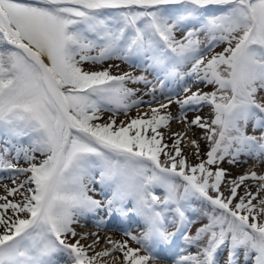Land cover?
I'll use <instances>...</instances> for the list:
<instances>
[{
  "label": "snow or ice",
  "instance_id": "obj_1",
  "mask_svg": "<svg viewBox=\"0 0 264 264\" xmlns=\"http://www.w3.org/2000/svg\"><path fill=\"white\" fill-rule=\"evenodd\" d=\"M241 156L264 163V0H0V264H264ZM117 216L139 232L77 231Z\"/></svg>",
  "mask_w": 264,
  "mask_h": 264
},
{
  "label": "rangeland",
  "instance_id": "obj_2",
  "mask_svg": "<svg viewBox=\"0 0 264 264\" xmlns=\"http://www.w3.org/2000/svg\"><path fill=\"white\" fill-rule=\"evenodd\" d=\"M222 47V45L218 46L215 48V51H218V49H220ZM107 63H114V64H119L120 65V68L119 70L121 72L123 71H129V72H132L133 75H140V74H145V75H148V78L150 80H153L154 81V77H153V74L152 73H142V69L138 66H129L128 64H125L121 61H109ZM107 63L104 65L106 66ZM155 82V81H154ZM201 89H204V85L203 84H200L198 85ZM130 87H134V88H138L140 89L141 92H143L145 89H144V85L142 84H137V85H131L130 84ZM169 87H172L176 93H179L180 91V86L179 85H169ZM195 90V89H193ZM212 88L211 87H206V89H204L203 91H211ZM147 97V96H146ZM147 99H149V97H147ZM140 111L143 112V111H147V106L144 105V106H141L140 108ZM169 111L173 114V116H176L179 114V106L178 105H175L173 104ZM130 112L132 113H129V116L130 117H135L137 115V109H132ZM209 114H210V108L209 107H204L201 111H190L187 113V118L188 120H191L193 119L196 115H200L202 116L203 118L205 119H208L209 118ZM108 115L110 114H104V118L107 119ZM119 119L120 120H123L125 119V117H120L118 116L117 117V120ZM119 123V122H118ZM169 128H170V131L171 132H181L183 131V125L181 123H177L175 120H173L170 125H169ZM162 130V132L165 133V137H164V142L165 143H168L169 145L172 143V139L169 138L170 136V132H169V129H160ZM193 131L197 134V135H202L203 134V130L201 129H198V128H193ZM200 144H201V153L203 154L206 150H207V146H206V143L204 141H200ZM186 153L189 151V150H185ZM190 159V162L192 163H196L197 161L195 160L194 157L190 156L189 157ZM246 161V162H245ZM255 165V167H253ZM223 168L227 169L230 173H231V177L230 178H234L235 176L237 175H240V174H243L245 172H247L250 168L252 170H255L258 174H264V163H257L255 160L253 159H249L248 157L246 156H241L240 157V162L235 164V165H232V164H229L227 162V160L225 162H223ZM21 179H23V177H21ZM3 183L5 184H8L9 187L12 186L11 184V181L10 180H7L5 179L3 181ZM246 183H248L249 185H251V190L253 192H255L256 190V185H255V182L253 181H247ZM96 187L98 188L99 185H96ZM239 194L240 195H243L244 194V189L243 187H241L239 190ZM3 194V189L0 188V195ZM18 198V197H17ZM10 199H12V197H10ZM98 199H102V196H100ZM99 215L100 216H104V211H100L99 212ZM113 220H116V218H114ZM92 224H94V221L93 219H88V220H81V224L80 225H77V231L78 232H87V231H98L99 232V235L101 237V246H103L104 244V237L105 236H111L113 239H117V240H121V239H127V237H123V236H120L118 234H113L111 233L109 227H106L105 230L103 229H97L95 228ZM82 225V226H81ZM123 225H126V223H123ZM132 227H135V226H132ZM82 243H91V239L87 240V241H82ZM133 246H136V245H133ZM97 250H99V248H97ZM119 255V254H117ZM238 260L239 261V264H243V260H242V257L239 258Z\"/></svg>",
  "mask_w": 264,
  "mask_h": 264
},
{
  "label": "trees",
  "instance_id": "obj_3",
  "mask_svg": "<svg viewBox=\"0 0 264 264\" xmlns=\"http://www.w3.org/2000/svg\"><path fill=\"white\" fill-rule=\"evenodd\" d=\"M105 67H107V65Z\"/></svg>",
  "mask_w": 264,
  "mask_h": 264
}]
</instances>
